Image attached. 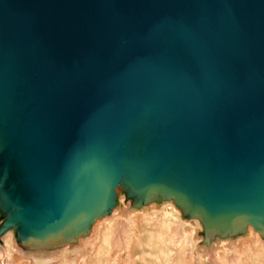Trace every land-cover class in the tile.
<instances>
[{"label": "water", "instance_id": "1", "mask_svg": "<svg viewBox=\"0 0 264 264\" xmlns=\"http://www.w3.org/2000/svg\"><path fill=\"white\" fill-rule=\"evenodd\" d=\"M264 233V0H0V185L57 238L121 176Z\"/></svg>", "mask_w": 264, "mask_h": 264}, {"label": "bare ground", "instance_id": "2", "mask_svg": "<svg viewBox=\"0 0 264 264\" xmlns=\"http://www.w3.org/2000/svg\"><path fill=\"white\" fill-rule=\"evenodd\" d=\"M170 186L137 188L122 175L110 204L92 211L55 254L42 260H53L50 264H204L203 211L192 208L190 200L183 201ZM13 211L0 190V214L11 216ZM15 228L0 239V264H32L19 252ZM233 231L229 238L211 236L210 254L216 263L264 264V237L255 224L242 217Z\"/></svg>", "mask_w": 264, "mask_h": 264}, {"label": "rangeland", "instance_id": "3", "mask_svg": "<svg viewBox=\"0 0 264 264\" xmlns=\"http://www.w3.org/2000/svg\"><path fill=\"white\" fill-rule=\"evenodd\" d=\"M2 185H0V190H2ZM189 216V214H186V217ZM16 221L10 219V216L5 213L0 214V239H2V235L11 227H16V238H17V246L19 249V252L21 255H24L29 259V261L32 262V264H50L53 263V260H50L49 262H45L42 260V257H48L50 255H53L57 252V248L61 243H63V240H65V237H69V233L66 234L68 236H62L57 238H36L33 237L27 233L22 234L20 232V226L16 225ZM71 233V232H70ZM234 233L231 231H227L226 233H222L220 230L212 231L208 238H203V254L205 258L204 264H217L214 258L211 256L212 246L214 244L213 240H211V236L215 237L216 239L219 238H229ZM204 235V231L202 233V236ZM264 237V233L262 234ZM214 239L215 241H217ZM56 241V242H54ZM228 244V243H227ZM43 248L45 251H43ZM197 251L199 249L197 248ZM35 257V258H34ZM192 264H197L196 261Z\"/></svg>", "mask_w": 264, "mask_h": 264}, {"label": "crops", "instance_id": "4", "mask_svg": "<svg viewBox=\"0 0 264 264\" xmlns=\"http://www.w3.org/2000/svg\"><path fill=\"white\" fill-rule=\"evenodd\" d=\"M262 234H263V233H262ZM204 237H205V239H206V238H208L209 236H206V235L204 234V235L202 236V239H203Z\"/></svg>", "mask_w": 264, "mask_h": 264}]
</instances>
